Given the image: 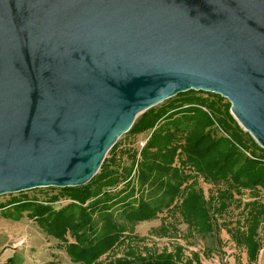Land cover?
<instances>
[{
	"label": "water",
	"instance_id": "95a60500",
	"mask_svg": "<svg viewBox=\"0 0 264 264\" xmlns=\"http://www.w3.org/2000/svg\"><path fill=\"white\" fill-rule=\"evenodd\" d=\"M190 90L264 149V0H0V196L87 184Z\"/></svg>",
	"mask_w": 264,
	"mask_h": 264
},
{
	"label": "trees",
	"instance_id": "16d2710c",
	"mask_svg": "<svg viewBox=\"0 0 264 264\" xmlns=\"http://www.w3.org/2000/svg\"><path fill=\"white\" fill-rule=\"evenodd\" d=\"M180 94L183 96L180 107L171 103L155 106L141 114L130 130L131 133L153 130L140 151L130 150L128 154L132 155L133 166L138 163V188L132 183L116 196L110 194L108 187L118 185L129 172H119L118 168L110 166L118 160L105 159L100 172L87 184L61 188L65 196L78 203L72 202L59 210L27 200L19 203L21 212L30 211L48 235L63 242L72 262L201 264L199 254L186 256L180 242H175L171 250L164 248L161 252L139 244L141 239L134 233L136 224L156 219L172 209L188 224L191 235L213 241L214 246L206 247V254L214 252L221 243V224L212 213L223 212L227 205L221 201L215 206V197L208 200L196 179L190 182L187 175L173 166L179 148L185 154V162L208 182L227 181L236 189L264 188V149L255 143L259 153L247 155L240 134L217 119L215 102L200 94L219 96L195 90ZM227 113L235 121L230 112ZM217 124L230 138L217 135ZM116 148L117 143L109 152L115 154ZM243 215L244 222L229 228L228 232L236 246L246 250L250 262H255L261 249L259 229L264 223V204L257 200L246 203ZM172 227L173 223L164 220L160 234L171 235ZM120 244L126 245L124 257L101 260Z\"/></svg>",
	"mask_w": 264,
	"mask_h": 264
},
{
	"label": "rangeland",
	"instance_id": "374dc122",
	"mask_svg": "<svg viewBox=\"0 0 264 264\" xmlns=\"http://www.w3.org/2000/svg\"><path fill=\"white\" fill-rule=\"evenodd\" d=\"M200 96L208 101L213 100L215 102L216 109L214 110V113L216 114L217 119L223 120L225 123L229 124L233 131L240 134V137L244 141L243 147L245 148L244 151L247 155H250L251 152L259 153L255 144L256 141L251 134L246 132L234 117L235 121L228 115L227 111H229L231 115L232 113L230 111L231 103L227 98L218 95L219 98L212 94H200ZM182 98L183 96L178 94L157 105V107L162 105L167 106L169 103L174 104L175 107H180ZM215 128L217 130V135L230 138V135L223 132L218 124L215 125ZM152 132L153 130L141 133H131V131H129L117 142L115 154L113 152L107 154L106 159L108 162H110L111 159H113V161L118 160V163L112 161L113 163H111L110 166L118 168L119 172L122 171L125 173V170L129 172L128 176L121 179L118 185L108 187V189L112 191L110 194H115L114 196H116L121 189L125 190V187L132 183H135V187L138 188V163H134L133 166L132 155L128 154L130 150H135L136 152L140 151L148 141ZM181 143H184V141ZM139 157L140 155L138 154V158ZM185 159V154L182 151V148H179L173 166L179 168L181 172L187 175L190 182L196 179L208 200L211 197H215V206L221 201L227 205L223 212L212 213V217L215 219L218 218L221 224V243L216 247L212 254H206V247L214 246L213 241L210 238L203 239L200 236L191 235L189 233L188 224L185 223L180 214L173 209L161 213L156 219L136 224L134 233L141 239L139 242L141 247H147L151 251L157 250L158 252H161L164 248L171 250L175 242H180L185 247L186 256L191 257L194 252L199 254V257L202 260L201 264H227V261H224V258L235 252V250L229 252V249L227 248L229 245L227 242L229 241L228 237H231L228 230L229 228L237 226L239 222L240 224L244 222L243 209L246 203L257 200L264 204V188L258 186L257 188L252 189H236L235 187L232 188L230 182L228 183L227 181H221L217 184L208 182L193 166L185 162ZM93 186H95V183H93ZM26 200L50 205L55 210H59L72 202L78 203L65 196L64 192H61V188L58 187H38L0 196V212H2L0 213V217L2 216L9 220L18 221L10 222L11 226H0V264H76L72 262L71 257L63 247V242L61 240L48 235L40 227L37 219L31 216L30 211H20L19 208L21 205H19V203ZM181 200L182 199H180V201ZM164 220L174 224V227L171 228V235L160 234L159 229ZM23 222H25V226L30 225L32 230L25 228L20 229V224ZM21 241H23V244L19 243ZM259 241L262 249L264 247V223L259 229ZM125 250L126 245L120 244L110 254L104 255L101 260L107 261L111 258L124 257ZM142 252L146 254L144 248ZM237 252H240L239 249ZM262 255H264V252ZM236 258L237 262H240V255H237ZM262 264H264V261Z\"/></svg>",
	"mask_w": 264,
	"mask_h": 264
},
{
	"label": "crops",
	"instance_id": "0c3cea01",
	"mask_svg": "<svg viewBox=\"0 0 264 264\" xmlns=\"http://www.w3.org/2000/svg\"><path fill=\"white\" fill-rule=\"evenodd\" d=\"M0 211H1V208H0ZM2 213V212H0ZM10 222H18L17 220H9L5 217H0V226H11V223ZM146 222V221H144ZM24 224V225H23ZM24 226V227H23ZM30 225H26L25 226V222L21 223L20 224V229H28V230H32V227ZM229 241H227L229 243L228 245V249H229V252H233L235 250V252L230 255V256H226V258H224V261H227V264H255V263H258V264H262V262L264 261V255H262V253L264 252V247L261 249V251L259 252V255L256 259L255 262H250V258L246 252V250L244 248H240V247H237L236 246V243L231 239V237H228ZM239 249V253L237 252ZM237 255L239 256L240 255V262H237ZM201 263H202V260H201ZM212 264V263H211Z\"/></svg>",
	"mask_w": 264,
	"mask_h": 264
},
{
	"label": "built area",
	"instance_id": "2783aa9c",
	"mask_svg": "<svg viewBox=\"0 0 264 264\" xmlns=\"http://www.w3.org/2000/svg\"><path fill=\"white\" fill-rule=\"evenodd\" d=\"M20 244H23V241L19 242Z\"/></svg>",
	"mask_w": 264,
	"mask_h": 264
}]
</instances>
